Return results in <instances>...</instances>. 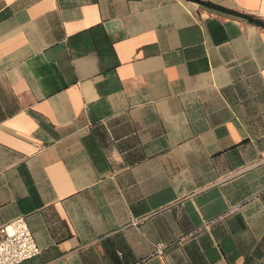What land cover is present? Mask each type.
<instances>
[{"label": "crops", "instance_id": "1", "mask_svg": "<svg viewBox=\"0 0 264 264\" xmlns=\"http://www.w3.org/2000/svg\"><path fill=\"white\" fill-rule=\"evenodd\" d=\"M245 17L264 0H0V227L40 249L21 264H264Z\"/></svg>", "mask_w": 264, "mask_h": 264}, {"label": "built area", "instance_id": "2", "mask_svg": "<svg viewBox=\"0 0 264 264\" xmlns=\"http://www.w3.org/2000/svg\"><path fill=\"white\" fill-rule=\"evenodd\" d=\"M164 245H156L155 254L162 256ZM40 254L23 218L0 227V264H21Z\"/></svg>", "mask_w": 264, "mask_h": 264}, {"label": "trees", "instance_id": "3", "mask_svg": "<svg viewBox=\"0 0 264 264\" xmlns=\"http://www.w3.org/2000/svg\"><path fill=\"white\" fill-rule=\"evenodd\" d=\"M190 1L193 2V0H190ZM204 5H205L206 7H208V8H211V9L218 10V11H220V12H223V13H228V14H231V15H235V16H236L235 13H232V12H230V11L224 9V8H221V7H218V6H215V5H211V4H204ZM237 16H238V15H237ZM245 19H246L248 22H250V23H253V24H255V25L259 26V27L264 28V23L261 22V21L254 20V19H252L251 17H245Z\"/></svg>", "mask_w": 264, "mask_h": 264}]
</instances>
